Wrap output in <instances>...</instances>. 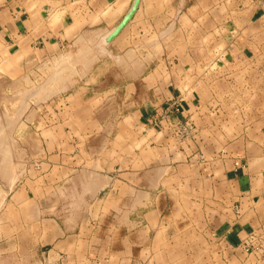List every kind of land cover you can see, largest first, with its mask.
Here are the masks:
<instances>
[{
  "label": "crops",
  "instance_id": "crops-1",
  "mask_svg": "<svg viewBox=\"0 0 264 264\" xmlns=\"http://www.w3.org/2000/svg\"><path fill=\"white\" fill-rule=\"evenodd\" d=\"M133 2L0 0V64L6 54L27 53L33 63L41 64L52 62L67 48L87 46L88 36L103 38L109 34ZM102 46L113 65L111 71L94 74L95 85L85 86L83 82L76 97H67L64 106L73 112L97 103L95 110H99L109 104L102 96H121L124 101L118 104L142 116L135 119V129L152 131L156 130L152 114H162L178 101L181 110L172 114V119L189 118L199 126L196 142L207 155L214 161L225 158L222 162L231 171L236 160L242 162L241 174L232 173V179L225 180L230 183L225 182L230 192L225 201L232 202L237 195L241 216L174 215L172 207L208 201L195 194V184L186 203L185 195L179 197L185 185L179 183L182 180L168 187L160 185V180L147 179L158 174L162 182L165 176L179 175L182 161L190 154L183 145L174 146L162 132L148 136V143L159 144L160 151L153 158L148 152H138L137 139L132 135H82V126L92 123L103 127L104 122L87 118L78 121L71 114L62 121L64 134L56 138V149L42 162L46 166L43 177L49 179L54 192L50 197L51 214L46 217L40 201L32 232L18 235L23 238L19 248L4 249L16 255L6 264H22V259L24 264H183L179 256L189 246L186 240H192L194 253L220 257V261L203 264H264L262 255L241 247V240L253 229L264 238V104L259 99L257 114L246 115L233 138L221 140L212 133L233 121L222 117L226 110L217 103V95L233 94L232 82L238 73L248 78L254 75L264 86V0H141L121 33L110 43L99 44ZM202 50L207 56H201ZM217 77L227 85L218 91L214 88ZM87 94L92 96L88 104L83 98ZM155 95H159L157 108L153 107ZM256 95L264 98V87ZM167 121H161L165 131ZM221 144L229 152L225 157L219 156ZM80 145L83 150L78 149ZM148 159L150 165H165L152 171L148 163L142 166ZM215 185L206 189L214 199ZM171 191L179 195L174 200ZM67 207L70 213H66ZM218 231L224 235L216 236ZM27 239L33 240L32 249L26 246Z\"/></svg>",
  "mask_w": 264,
  "mask_h": 264
},
{
  "label": "rangeland",
  "instance_id": "rangeland-1",
  "mask_svg": "<svg viewBox=\"0 0 264 264\" xmlns=\"http://www.w3.org/2000/svg\"><path fill=\"white\" fill-rule=\"evenodd\" d=\"M219 36L220 33L217 31V38ZM86 42L89 45L84 47L74 46L60 52V57L54 58L52 62L35 64L31 61V56H27V53L22 52L17 55L6 54L4 56L6 60L0 64V74L3 73V77L0 78V132H3L2 137L0 136L1 146L3 144L2 148L0 146V199H2L0 200V264H6L8 263L7 260L11 262V259H16V255H11V253H8L10 251L7 252L4 249L9 247L19 248L22 245L23 238L18 237V235L23 236L25 232L27 234L32 232L40 201L46 209V217L51 214L50 197L51 194L54 196V192L49 187V179L43 177L46 166L42 165V162L45 155L56 149V138L64 134L65 128L62 121L68 119L71 114L78 121L87 118V120L104 122L102 123L105 124L103 127L93 126L92 123L89 127L82 126L80 128V131L82 129V135L84 133L92 136L102 134L105 137H115L117 134L132 135L137 139L136 148L138 152H148L149 156L153 158H156L157 152L160 151L158 149L159 144L158 141H154L153 144L148 143V136H155L156 133L161 135L160 132H162V135L172 140L174 146L183 145L184 149L186 148L190 154L186 160L182 161L184 164L183 170L178 172L179 175L165 176L166 179L164 177L162 182L158 174L148 175L147 179L153 182L160 180V185L166 184L168 187H172L178 180H182L179 183L185 185L181 187L180 196L172 191L170 193H172V200H174V197L185 195L184 201L186 203L187 198H189L188 193H193L191 188L195 184L197 186L195 187L197 188L195 194L208 201H203L196 206L189 204L183 207H172L174 215L183 218H227L228 216L239 218L241 216V201L237 200V195L233 196L232 202L225 201V198H230L228 185L226 187L225 182L232 179V173L233 176L241 174L242 162L236 160L232 164L231 171L228 166L226 167V162L224 164L222 162L225 158H218L214 161L213 157L207 155L204 147L196 142L200 133L199 126L189 118L172 119L171 115L179 113L181 110L178 101L177 104L169 110L163 111L162 114L159 112L152 114V125L156 128L152 131L143 127L135 129L134 121L140 115L132 114L133 110L128 109L127 105L124 107V105L118 104L124 101L121 96H102L107 99V102L109 101V104L104 105L105 107L100 106L99 110H95L97 103L92 104V107H87V109L74 110L73 112L64 106L67 97H69L68 100L76 97L83 82L85 86L95 85L96 79L93 75L97 72L105 75L107 70L110 72L113 67L112 63L106 59V52L101 49L104 47H99L102 42L100 35L96 37L88 36ZM93 44L98 45L93 46ZM219 49L220 47H217V50ZM201 53V56H207V53L203 50ZM201 69H203L202 66ZM237 71H240V69ZM238 74L232 82L233 94L227 97L221 94L217 95V103L223 107L225 106L222 108L226 110L223 112L222 117L225 115L227 120H233L227 126L224 125L212 130V133H216L221 140L230 139L237 135L241 129L238 126L246 115L255 116L257 114L255 105L259 99V103L264 104V98L261 95H256V91L264 87L260 82L261 80L254 78V75H251V79L245 73ZM226 86L222 81H218L217 77V82L214 84L216 91ZM156 96L153 99L154 108L158 102ZM91 97L88 94L83 96L85 102ZM204 98L207 100L208 96L204 95ZM218 114H221V112H218ZM163 119L170 120L167 121L168 128L166 131L161 124ZM231 123L236 124V126L234 124L228 126ZM68 130H70L69 125ZM77 130L79 132V128ZM5 145L9 147L6 148ZM225 146V144H221V154L219 156L225 157V155H228L229 152ZM83 148L82 145L78 147L79 150H83ZM6 149H9L10 154L9 152L8 154L7 152L6 154L5 152L2 153ZM3 154L6 157H3ZM147 163V167L152 171L165 165L163 163L155 165L152 163L150 165L148 159L144 161L142 166H146ZM11 178H13L12 182L9 180ZM123 178L125 179L124 176L121 179L123 180ZM214 183L216 189L212 195H216L215 199L211 196V192L206 190L209 188L208 185ZM11 184L12 186H10ZM233 185V187H236V183ZM89 197L92 198L91 192ZM64 199L67 200L68 198L64 197ZM69 208H66V213H70ZM220 234H223V232L218 231L216 236ZM206 240L207 243L210 241L207 238ZM26 241V246L28 247L29 244L30 249H32L33 240L27 239ZM35 241L38 245L39 240ZM186 241L189 242V246L185 254L179 256L181 263L192 264L197 262L203 264L204 262L220 261L218 260L219 255L212 257L202 251L194 253L192 240ZM201 242L203 243V240ZM241 247L249 253L254 252L262 255L261 260L264 259V238L259 230L253 229L247 237L242 239ZM168 257L174 258L177 256L170 255ZM21 263L24 264V259Z\"/></svg>",
  "mask_w": 264,
  "mask_h": 264
},
{
  "label": "water",
  "instance_id": "water-1",
  "mask_svg": "<svg viewBox=\"0 0 264 264\" xmlns=\"http://www.w3.org/2000/svg\"><path fill=\"white\" fill-rule=\"evenodd\" d=\"M141 0H134L131 8L128 10V12L124 15L122 20L119 22V24L104 37V43L108 44L111 41H113L120 33L121 31L126 27V25L132 20L135 13L138 10V7L140 5Z\"/></svg>",
  "mask_w": 264,
  "mask_h": 264
},
{
  "label": "bare ground",
  "instance_id": "bare-ground-1",
  "mask_svg": "<svg viewBox=\"0 0 264 264\" xmlns=\"http://www.w3.org/2000/svg\"><path fill=\"white\" fill-rule=\"evenodd\" d=\"M105 37V36H104ZM104 37L102 38V42H104ZM101 42V43H102ZM105 44V43H104ZM103 49V48H102ZM1 133V132H0ZM3 133V132H2ZM2 133L0 134V136L2 137ZM0 137V138H1ZM1 140V139H0ZM0 146H1V144H0ZM2 146H3V144H2ZM2 146H1V148H2ZM6 146V145H5ZM7 147H9L8 145L6 146V148ZM5 148V147H4ZM4 150V149H3ZM12 150V149H11ZM5 152V154H6V152H7V154H8V152H9V149L7 150L6 149V151H3L2 153H4ZM13 152V151H12ZM1 154V153H0ZM5 154H3V157H6L5 156ZM9 154H10V152H9ZM12 154V153H11ZM4 159V158H3ZM2 160V159H1ZM4 161V160H3ZM11 161V160H10ZM10 164H11V162H10ZM12 165H14V164H12ZM2 166V165H1ZM9 166V165H8ZM11 169V168H10ZM12 172V171H11ZM7 175V174H6ZM9 180H11V182H12V180H13V178H11V179H9ZM15 180V179H14ZM10 182V181H9ZM15 182V181H14ZM10 186H12V184L10 185ZM5 197V196H4ZM2 198V197H1ZM4 199V198H3ZM0 200H2V199H0ZM1 205V204H0Z\"/></svg>",
  "mask_w": 264,
  "mask_h": 264
}]
</instances>
